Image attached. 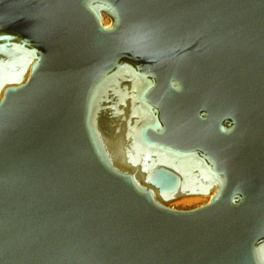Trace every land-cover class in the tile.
Masks as SVG:
<instances>
[{
    "label": "water",
    "instance_id": "95a60500",
    "mask_svg": "<svg viewBox=\"0 0 264 264\" xmlns=\"http://www.w3.org/2000/svg\"><path fill=\"white\" fill-rule=\"evenodd\" d=\"M0 264H264V0H0Z\"/></svg>",
    "mask_w": 264,
    "mask_h": 264
}]
</instances>
